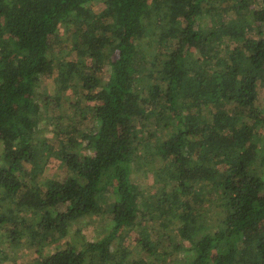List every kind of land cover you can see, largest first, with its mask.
<instances>
[{"label": "trees", "instance_id": "1", "mask_svg": "<svg viewBox=\"0 0 264 264\" xmlns=\"http://www.w3.org/2000/svg\"><path fill=\"white\" fill-rule=\"evenodd\" d=\"M41 79L57 94L41 95ZM258 87L264 0H0V230L41 251L105 216L101 237L37 264H264ZM67 89L94 122L84 150L61 127ZM144 144L160 185L145 207L133 179ZM52 158L65 176H44Z\"/></svg>", "mask_w": 264, "mask_h": 264}, {"label": "rangeland", "instance_id": "2", "mask_svg": "<svg viewBox=\"0 0 264 264\" xmlns=\"http://www.w3.org/2000/svg\"><path fill=\"white\" fill-rule=\"evenodd\" d=\"M205 22V21H203ZM208 23V21H206ZM68 30L67 33L62 32L60 35V41L58 43L59 55L63 56V58L70 59L72 56H76L75 51L70 50V41L67 39ZM40 90L42 91L41 95H46L48 93H54L57 94V91H55L54 84L50 79H41V84L39 85ZM39 89L36 88L35 93L38 94ZM258 96H257V105L264 109V94L261 90V88H257ZM64 93V98L68 97V99L71 101L68 103L66 100V104L61 109L67 118L64 120L63 125L61 126L62 129L69 130V134L75 137L76 140H78L81 150H84V142H85V135L89 132V128L94 125V122L87 111L86 106L80 98L78 97V91L67 89ZM62 93V94H63ZM80 100L81 102H78V109H74L73 106H70V104L73 102H76ZM71 124L73 126H71ZM151 120H145L143 122V126L140 130L144 131L145 133H148L151 131L152 128ZM45 139L49 141L52 144H56V136L52 134L45 133ZM147 141L153 142V138H148ZM1 151V146H0ZM138 158L135 161V172H133V179L134 182L139 186L140 189L143 190V194L145 196V199L147 200L142 202L141 206L145 207V205H148V200H150L153 196L157 195V191L160 188V185L158 182H156L155 172L154 169L158 166L156 158L150 159L147 153L150 151V147L144 145H141L138 149ZM2 163V160L0 158V165ZM44 176L46 177H63L65 176V169L60 164V162L57 159L52 158L49 162V164L45 167ZM205 205H209L208 199H205L204 202ZM177 212L179 210L175 209ZM105 216H93L92 218H85L84 220L78 222L77 226L71 227V232L75 229L78 230V233L76 235H72L73 237H70L68 240L63 239L61 242L47 245L43 247L41 251H36V244H34L28 237L23 235L19 241H17V235L14 238H11L10 240L4 235L3 230H0V257L2 255L6 256V259L1 261L0 264H37V262L43 260L46 255L54 251L58 248L65 247L68 243L73 245H79L80 242L83 240H95L103 235L105 232L104 230V220ZM26 219L29 223L34 224V218L33 215L28 214L26 216ZM141 221V220H140ZM139 221V222H140ZM4 227V226H3ZM7 227V226H6ZM34 228V227H33ZM31 229L28 230L30 233ZM8 234H10V231H6ZM176 232H172V240L170 242L171 246H174L173 256L176 257V259H180L184 256V253L182 251L181 247V239ZM135 235L134 231L131 232L130 237ZM175 235V236H174ZM31 242V243H30Z\"/></svg>", "mask_w": 264, "mask_h": 264}]
</instances>
